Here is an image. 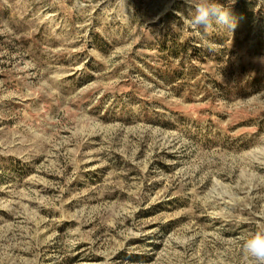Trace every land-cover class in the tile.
I'll return each instance as SVG.
<instances>
[{
	"label": "rangeland",
	"instance_id": "obj_1",
	"mask_svg": "<svg viewBox=\"0 0 264 264\" xmlns=\"http://www.w3.org/2000/svg\"><path fill=\"white\" fill-rule=\"evenodd\" d=\"M0 0V264H250L264 225V0Z\"/></svg>",
	"mask_w": 264,
	"mask_h": 264
},
{
	"label": "clouds",
	"instance_id": "obj_2",
	"mask_svg": "<svg viewBox=\"0 0 264 264\" xmlns=\"http://www.w3.org/2000/svg\"><path fill=\"white\" fill-rule=\"evenodd\" d=\"M188 7V15L181 18L191 28L203 35L216 32L231 33L237 23L232 15L231 5L219 0H184ZM242 253L250 264H264V225H261L241 244Z\"/></svg>",
	"mask_w": 264,
	"mask_h": 264
}]
</instances>
